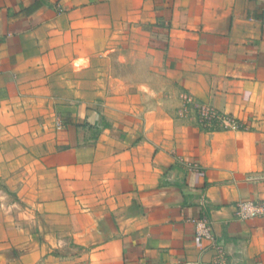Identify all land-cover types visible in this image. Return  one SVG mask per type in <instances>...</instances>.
<instances>
[{
    "label": "crops",
    "instance_id": "0c3cea01",
    "mask_svg": "<svg viewBox=\"0 0 264 264\" xmlns=\"http://www.w3.org/2000/svg\"><path fill=\"white\" fill-rule=\"evenodd\" d=\"M186 95L247 130L200 129ZM239 202H264V0H0L14 264H264Z\"/></svg>",
    "mask_w": 264,
    "mask_h": 264
},
{
    "label": "built area",
    "instance_id": "2783aa9c",
    "mask_svg": "<svg viewBox=\"0 0 264 264\" xmlns=\"http://www.w3.org/2000/svg\"><path fill=\"white\" fill-rule=\"evenodd\" d=\"M184 108L186 112L196 113V126L204 131H242L247 128L231 114L218 111L211 106H196L193 99L186 95L184 97ZM235 218L238 221H248L264 218V202H239L235 205ZM196 237L215 243L212 223L207 215L195 221Z\"/></svg>",
    "mask_w": 264,
    "mask_h": 264
},
{
    "label": "rangeland",
    "instance_id": "374dc122",
    "mask_svg": "<svg viewBox=\"0 0 264 264\" xmlns=\"http://www.w3.org/2000/svg\"><path fill=\"white\" fill-rule=\"evenodd\" d=\"M118 52L119 51L117 49H114V50H111V51L108 52L109 60L107 62V66L111 68L112 74L114 73L113 74V78L118 77V75H115V71L122 67V62H120L118 60V58L116 57ZM180 100L184 103V98H180ZM177 111H178V108H177ZM79 222H80V224H82L83 221H79ZM58 226H61V224L59 223ZM42 240L44 241V237H42ZM65 246L75 247L73 242L71 244H69V245H65L64 244V247ZM67 253L71 254L73 252H71V250H68L67 252H64L63 250H61V251H59V253H53V255L60 256V255H66ZM14 254L15 253H12V252H9L7 250H4V249L0 248V264H2L5 261H9V264H14L15 263V261L13 260ZM16 254H17L16 257L20 258V253L16 252ZM11 262H13V263H11Z\"/></svg>",
    "mask_w": 264,
    "mask_h": 264
}]
</instances>
